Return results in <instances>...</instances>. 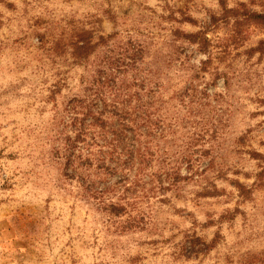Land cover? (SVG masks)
<instances>
[{
    "label": "rangeland",
    "instance_id": "374dc122",
    "mask_svg": "<svg viewBox=\"0 0 264 264\" xmlns=\"http://www.w3.org/2000/svg\"><path fill=\"white\" fill-rule=\"evenodd\" d=\"M260 15L264 0H0V264H264ZM104 55L131 63L119 85L156 91L165 130L155 178L94 199L57 130ZM120 193L136 209L99 205Z\"/></svg>",
    "mask_w": 264,
    "mask_h": 264
},
{
    "label": "trees",
    "instance_id": "16d2710c",
    "mask_svg": "<svg viewBox=\"0 0 264 264\" xmlns=\"http://www.w3.org/2000/svg\"><path fill=\"white\" fill-rule=\"evenodd\" d=\"M258 17L264 18V15ZM87 35L91 37V34ZM188 35L194 41L198 39L197 34ZM82 41L75 45L74 56L77 58L86 55L88 50L93 48L91 40ZM101 60V65L109 66L102 69L93 68L84 77L87 81L82 85L88 94H75L69 100L65 109L71 116L66 121L61 116L57 130L59 136H65L61 139V148H57L58 158L63 160L66 169H71L73 173L70 176L79 180L87 195L94 199H102L106 194L117 192L120 184L128 183V180L131 185L137 180H143L147 175L155 178L157 172H148V169L153 167V160L158 158L151 146L157 144V130H165L162 117L156 121L153 119L155 112L152 108L155 100H149V95L144 98L143 95L149 90L150 94H155L156 91L147 88L143 82L132 84V87L137 88L133 93L131 86L124 83L125 80L121 82L123 84L117 83L115 71L118 72L120 66L125 65V73L131 63H120L118 56L104 55ZM108 95L112 98H108ZM68 128L71 129L70 136L66 135ZM162 137H165L164 133ZM159 166V171L165 167ZM132 171L135 172L131 178ZM169 171L168 169L165 175H175V178H178L177 174ZM115 176L119 178L111 180ZM101 184L105 187L99 186ZM139 197L128 202L127 207L121 202L126 199L123 193L118 196L119 202H110L107 205L104 201L98 203L103 205L102 209L108 207L112 214L121 215L126 213L130 206L133 210L136 209L137 206L134 205L139 203Z\"/></svg>",
    "mask_w": 264,
    "mask_h": 264
}]
</instances>
